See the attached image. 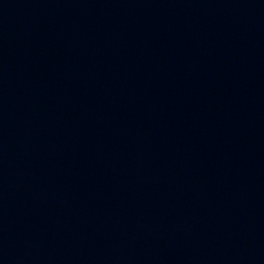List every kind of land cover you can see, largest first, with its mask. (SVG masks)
<instances>
[{
  "label": "water",
  "instance_id": "95a60500",
  "mask_svg": "<svg viewBox=\"0 0 264 264\" xmlns=\"http://www.w3.org/2000/svg\"><path fill=\"white\" fill-rule=\"evenodd\" d=\"M173 0H0V155L105 72Z\"/></svg>",
  "mask_w": 264,
  "mask_h": 264
}]
</instances>
